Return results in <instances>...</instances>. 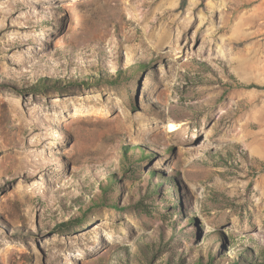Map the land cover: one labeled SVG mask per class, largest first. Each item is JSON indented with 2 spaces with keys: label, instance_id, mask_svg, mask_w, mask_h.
<instances>
[{
  "label": "rangeland",
  "instance_id": "374dc122",
  "mask_svg": "<svg viewBox=\"0 0 264 264\" xmlns=\"http://www.w3.org/2000/svg\"><path fill=\"white\" fill-rule=\"evenodd\" d=\"M251 83L264 0H0V264H264Z\"/></svg>",
  "mask_w": 264,
  "mask_h": 264
},
{
  "label": "trees",
  "instance_id": "16d2710c",
  "mask_svg": "<svg viewBox=\"0 0 264 264\" xmlns=\"http://www.w3.org/2000/svg\"><path fill=\"white\" fill-rule=\"evenodd\" d=\"M242 85H245V84H242ZM247 87H256V88H264V86H260V85H258V84H256V83H251V84H248V85H246ZM107 186H110V184H107ZM107 186H105V188L107 187ZM111 205H113V206H117L116 205V203H113V204H111ZM84 220H85V216L83 215V216H80V217H76V218H73L71 221H68V222H64L63 224H61V225H75V226H79V225H81L83 222H84ZM60 225V226H61ZM194 264H206V263H203L202 261H198V262H196V263H194Z\"/></svg>",
  "mask_w": 264,
  "mask_h": 264
}]
</instances>
